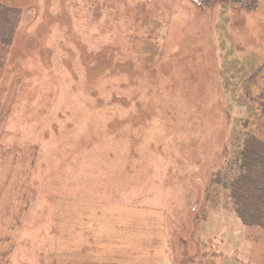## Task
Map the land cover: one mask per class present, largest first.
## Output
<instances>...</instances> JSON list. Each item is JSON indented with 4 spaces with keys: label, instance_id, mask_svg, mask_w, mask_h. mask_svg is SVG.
Wrapping results in <instances>:
<instances>
[{
    "label": "rangeland",
    "instance_id": "374dc122",
    "mask_svg": "<svg viewBox=\"0 0 264 264\" xmlns=\"http://www.w3.org/2000/svg\"><path fill=\"white\" fill-rule=\"evenodd\" d=\"M0 2V264H264L213 182L264 122V0Z\"/></svg>",
    "mask_w": 264,
    "mask_h": 264
},
{
    "label": "trees",
    "instance_id": "16d2710c",
    "mask_svg": "<svg viewBox=\"0 0 264 264\" xmlns=\"http://www.w3.org/2000/svg\"><path fill=\"white\" fill-rule=\"evenodd\" d=\"M19 18L18 9L0 2V70L13 43ZM256 130L257 133L235 141L239 146L237 153L227 159L213 182L227 193V202L244 225L264 228V122L257 123Z\"/></svg>",
    "mask_w": 264,
    "mask_h": 264
}]
</instances>
